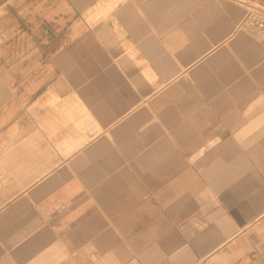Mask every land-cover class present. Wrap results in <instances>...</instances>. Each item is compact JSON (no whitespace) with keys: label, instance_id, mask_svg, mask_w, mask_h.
<instances>
[{"label":"crops","instance_id":"1","mask_svg":"<svg viewBox=\"0 0 264 264\" xmlns=\"http://www.w3.org/2000/svg\"><path fill=\"white\" fill-rule=\"evenodd\" d=\"M255 2L7 0L0 264H264Z\"/></svg>","mask_w":264,"mask_h":264},{"label":"rangeland","instance_id":"2","mask_svg":"<svg viewBox=\"0 0 264 264\" xmlns=\"http://www.w3.org/2000/svg\"><path fill=\"white\" fill-rule=\"evenodd\" d=\"M259 2H255V5H259ZM248 7L251 4L246 3ZM8 4L7 0H0V101L7 100L9 95V86L14 85L15 74H10L5 71L8 70V65L22 64L24 58L8 56ZM6 68V69H5ZM19 75V74H18ZM17 78V81H21ZM8 105H0V161L4 160L8 156V152H2V150H8L9 145H20L24 143V121L8 120ZM12 130H9V129Z\"/></svg>","mask_w":264,"mask_h":264},{"label":"built area","instance_id":"3","mask_svg":"<svg viewBox=\"0 0 264 264\" xmlns=\"http://www.w3.org/2000/svg\"><path fill=\"white\" fill-rule=\"evenodd\" d=\"M249 12L244 19V25L249 28L262 31L264 30V10L260 5H250Z\"/></svg>","mask_w":264,"mask_h":264},{"label":"bare ground","instance_id":"4","mask_svg":"<svg viewBox=\"0 0 264 264\" xmlns=\"http://www.w3.org/2000/svg\"><path fill=\"white\" fill-rule=\"evenodd\" d=\"M260 7H262L263 8V10H264V6H261L260 5ZM249 12V8H248V6L246 5V13H245V16H244V18H243V20H242V22H241V24H240V28L241 29H243V30H246V31H248V32H254V33H258V34H260V33H262V32H264V30H262V31H256V30H253V29H251V28H249L247 25H244V19L246 18V15H247V13ZM23 182V181H22ZM25 182V181H24ZM28 188V187H27ZM20 192V191H19ZM24 196V195H23ZM11 199H12V197H11ZM9 206H11V205H9Z\"/></svg>","mask_w":264,"mask_h":264}]
</instances>
